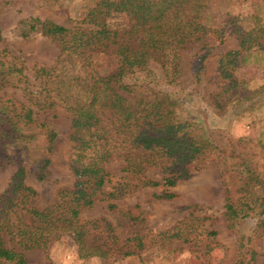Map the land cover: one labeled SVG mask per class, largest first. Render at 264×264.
<instances>
[{"label": "trees", "instance_id": "trees-1", "mask_svg": "<svg viewBox=\"0 0 264 264\" xmlns=\"http://www.w3.org/2000/svg\"><path fill=\"white\" fill-rule=\"evenodd\" d=\"M206 19V0H95L69 26L37 17L21 21L26 25L22 34L26 30L40 33L56 44L59 54L53 65L34 70V77L40 80L39 91L28 89L22 66L12 63L6 71L14 70V82H22L17 87L28 95V105H58L68 115L71 146L67 166L72 182L58 188L52 201L39 207L37 192L24 183V169L16 161L15 171L0 192V264H26L23 251L45 249L57 236L67 238L79 258H102L118 251L124 243L115 242L111 225L103 218L80 220V211L90 208L96 200L109 201L144 187L161 186V191L152 192L151 196L171 199L175 193L168 188L176 181L188 179L191 168L196 169L195 164L204 154L215 149L205 130L195 128L194 123L179 114L178 107L186 102L174 82L179 73L178 48L206 32ZM232 33L236 49L219 54L217 59L225 89L239 87L233 78L239 56L250 48L264 50V21L261 24L254 16L250 27L232 21ZM101 55H110L112 72L98 69L96 63ZM208 55L205 50L191 61V92L199 93L203 62ZM66 62H73L76 67L66 72ZM150 62L160 67L163 78L137 98L126 97L137 89L145 91L137 82L149 74ZM259 87L264 88V70ZM28 105L0 100V145L18 147L25 145L21 144L26 143L24 139L33 138L35 144H40L41 154L31 173L42 180L55 131L45 121L34 119ZM255 148V165L234 145L222 157L223 217L230 228L251 222L263 232L264 132L256 138ZM116 159L122 162L123 175L105 190L103 185L109 181L107 166ZM9 161L10 156H0V164ZM149 169L157 170L159 179L149 178L145 174ZM107 208L113 210L115 204L107 202ZM136 208L119 210L128 218L130 227L142 220L141 212L132 215ZM182 231L175 225L161 235L174 238ZM253 233L239 231L233 264L254 262ZM96 234H100L97 239H90ZM124 241L133 244L123 254H134L142 247L137 234Z\"/></svg>", "mask_w": 264, "mask_h": 264}, {"label": "rangeland", "instance_id": "rangeland-1", "mask_svg": "<svg viewBox=\"0 0 264 264\" xmlns=\"http://www.w3.org/2000/svg\"><path fill=\"white\" fill-rule=\"evenodd\" d=\"M94 1L0 0V70H5L0 73L3 77L0 80V100L9 99L28 105V95L17 87L22 82H14V70L11 73L6 71L12 63L15 67H23L28 89L31 92L39 91L40 80L34 77V70L53 65L59 54L56 44L40 33L26 30L22 34L26 25L21 21L37 17L69 26L74 24L72 21L80 19ZM206 1L207 30L199 39L185 42L178 48L179 73L174 82L180 88L179 96L186 102L178 107L179 114L194 123L195 128L200 126L205 130L213 140L215 149L204 154L195 164L196 169L191 168L188 179L176 181L168 188L175 193L171 199H155L151 196L152 192L159 193L161 186L144 187L109 201L96 200L90 208L80 211V220L103 218L111 225L115 242L118 245L124 243L118 251L102 258H79L69 240L57 236L47 243L45 249L23 251L26 264H233L240 230L246 234L254 231L251 248L256 256L250 264L264 261V229L262 232L261 228H254L251 222L228 227L223 217L225 191L221 176L222 157L229 153L232 145L250 163H256L255 140L264 132V88L259 87L264 70V50L250 48L239 56L233 73V78L240 83L238 88H223V79L217 70L219 54L237 47L232 21L250 27L254 16H257L262 24L264 0ZM205 50L209 55L203 62L199 93L191 92V61L195 54ZM96 64L101 72L113 71L110 55H101ZM75 67V63L66 62L64 71L70 72ZM159 78H163L160 67L150 62L149 74L137 82L145 91L141 88L125 96L137 98L141 93H146L148 88H155ZM242 94H245L244 97ZM28 106L32 108L34 119L45 121L55 131L48 154L49 164L44 178L37 180L31 172L41 154L40 144H35L33 138H26V143H21L25 145L18 147L0 145V156L11 158V161L0 164V192L15 171L18 160L25 172L24 183L35 189L37 205L43 207L52 201L58 188L68 187L72 182L67 166L71 146L68 138L70 120L58 105L40 108ZM121 165L119 159L108 164L109 181L103 185L105 190L120 181L123 175ZM145 174L151 179H159L155 169H149ZM107 202H113L115 208L109 210ZM134 206L138 208L132 210V215L141 212L139 217L142 220L130 227L128 218L119 210L125 211ZM252 214L250 211L249 216L252 217ZM175 225L183 230L179 237L161 235ZM209 231L215 234L210 235ZM133 233L141 236L142 247L134 254H123L124 250L132 249L133 241L124 240L134 236ZM99 235L90 236V239H97ZM2 264L15 263L6 261Z\"/></svg>", "mask_w": 264, "mask_h": 264}]
</instances>
